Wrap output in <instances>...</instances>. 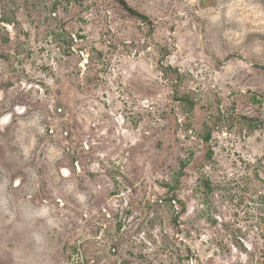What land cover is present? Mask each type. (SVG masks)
Listing matches in <instances>:
<instances>
[{
  "label": "rangeland",
  "instance_id": "374dc122",
  "mask_svg": "<svg viewBox=\"0 0 264 264\" xmlns=\"http://www.w3.org/2000/svg\"><path fill=\"white\" fill-rule=\"evenodd\" d=\"M0 264H264V0H0Z\"/></svg>",
  "mask_w": 264,
  "mask_h": 264
},
{
  "label": "water",
  "instance_id": "95a60500",
  "mask_svg": "<svg viewBox=\"0 0 264 264\" xmlns=\"http://www.w3.org/2000/svg\"><path fill=\"white\" fill-rule=\"evenodd\" d=\"M87 240H93V238H91V237H87L86 239H84V240H82L80 243H78V246H79L80 244H82L83 242L87 241ZM79 253H80L81 263H83V258H82L81 251H79Z\"/></svg>",
  "mask_w": 264,
  "mask_h": 264
},
{
  "label": "trees",
  "instance_id": "16d2710c",
  "mask_svg": "<svg viewBox=\"0 0 264 264\" xmlns=\"http://www.w3.org/2000/svg\"><path fill=\"white\" fill-rule=\"evenodd\" d=\"M131 14H133L135 17H139V18H141V19L147 21L146 17H144V16H142V15H140V14H137V13H134V12H133V13L131 12Z\"/></svg>",
  "mask_w": 264,
  "mask_h": 264
},
{
  "label": "bare ground",
  "instance_id": "6f19581e",
  "mask_svg": "<svg viewBox=\"0 0 264 264\" xmlns=\"http://www.w3.org/2000/svg\"><path fill=\"white\" fill-rule=\"evenodd\" d=\"M7 116V115H6ZM4 121V120H3Z\"/></svg>",
  "mask_w": 264,
  "mask_h": 264
}]
</instances>
